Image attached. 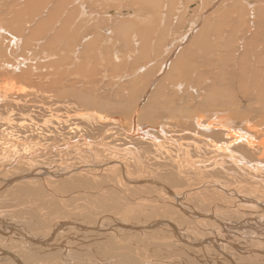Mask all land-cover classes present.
<instances>
[{"label":"rangeland","instance_id":"374dc122","mask_svg":"<svg viewBox=\"0 0 264 264\" xmlns=\"http://www.w3.org/2000/svg\"><path fill=\"white\" fill-rule=\"evenodd\" d=\"M4 1L9 4L11 0H0V17L1 19L5 20L4 25L10 26L12 28H16L18 27V25L21 24V21L30 22V19L28 20L25 19V17L29 18L30 16H25V13H21L20 10L9 11L12 7H10L9 5L4 6L2 4ZM29 1L32 7V9H30V15L34 14L36 17H38V20L43 21L45 24H50V25L56 21L55 17L52 16L50 13H52L55 9L56 16L58 20H60L58 11H63L67 7L66 5H68V0H49V2L43 1L41 6L39 4L37 5L36 0H29ZM88 2L91 6V9H90L91 16L93 17L97 15L105 16V18L103 19H106L105 23H108V25L101 23L99 26L101 27L102 25H104L106 30H110V35L112 36L114 44L117 43L118 45H116V47L113 46L114 48L111 47V48H106L104 50V54L106 55L105 57L106 62L104 60V63L102 64L103 67H101L100 66L101 63H99V60L97 58L96 49H87L85 48L86 43L81 42L80 43L81 48L78 49V52L81 54L82 61L85 62V60H88L91 58V61L93 64H95V66L91 69H87L86 71L84 70L85 67L82 65L76 66V67L71 65L67 67L71 71H70V74L64 75L61 77L62 84L60 87H62V89L63 88L67 90L71 89V91L74 90L73 92L75 93V95L77 93H84V92L90 93L91 92L94 96L93 99H95V101L97 102L96 104L100 102L98 98L102 99V102L105 103L100 109L102 112L105 113L106 107L107 106L112 107L113 103L125 104L127 101L126 99L128 98L129 94L134 93V91L131 89L135 90V94H136L135 99L137 101L140 100L139 97L143 93L144 90H147V92L148 91L150 92V87H149L150 81L153 80V78L158 76V72H159L161 65L164 64L165 61H168L171 57L172 58L170 59V61L175 60L177 57L180 58V63L182 64L183 58L181 55V51H178L175 55H173L174 57L177 56L175 59L172 55H169V53L164 58H154V57H151L150 55L153 54L152 52H157L160 49H162V53H164L163 48H169V47H171L170 54L174 52L177 48L180 47V44L176 42L177 38L181 37L182 35L187 34L188 32H190V30L194 29V26L192 25V23L189 22L187 27L182 26L183 21L178 22V23H173L171 32L169 30L170 27L166 24L165 28H162V30L160 29L159 33L155 35L154 32L155 30L158 29L157 28L158 24L161 22L162 19L159 17L153 16L152 21H151L153 26H146L140 29L139 26L136 24V26L132 29V31H129V33L118 34L116 29L117 27L120 26V24L127 23V21L129 23H133L136 21V18L139 15L146 16V12L144 11V9L137 8V4H134V3L128 4L125 0H112V1L98 0V3L101 6V9L98 13L95 10V0H88ZM106 2H109V4H107ZM23 5H24L23 3H18L17 9L22 8ZM211 8H212V4L210 3L204 4V5H199V3H196V2L192 3L190 6H187L188 11L191 12L190 13L191 17L190 15H188L185 21H190L191 19L196 20L197 17L193 19L192 14L193 16L194 15L198 16L199 12H203L204 10H208L210 12ZM160 9L162 13V5ZM194 10H198L199 12L195 14ZM173 12L175 13V15H178L179 17H181L180 16L181 13H179L181 12V8L178 11L173 10ZM254 13L255 12L248 10L249 15L254 14ZM201 19L198 18L199 21H197V24H196L198 26L195 30L194 38L196 36L195 34H197V32L201 30V28L205 29V27L208 26V22H205L203 20V19H206V16H202ZM14 21L16 22V24H14ZM253 28L254 26L251 29ZM10 29L11 28H6V30H10ZM172 29L174 30L172 31ZM58 31H59L58 29H55L54 33L55 34L60 33ZM128 35H133V37L138 39L139 47L143 48V50H145L146 52L144 55L149 56V57L140 58L138 60L135 59V61H137L135 62L137 66L135 68L133 67V69L131 70L127 69V71H125L126 69L124 70L120 69V71H117L111 68L113 66L111 65V62H112L111 57L113 56V54H118L119 56H123V52L121 49H119V46L123 43L125 37H127ZM88 36L89 38H92V31L88 32ZM152 41H154V44H152ZM169 43L171 44V46L166 45ZM6 45H7V42H5V46ZM52 45H59V44H52ZM50 47L52 50L49 51V54L50 55L52 53L56 54L51 44H49L48 46H44L42 50H39L36 55H41L43 52L50 49ZM91 50L94 51V55L89 56L88 54ZM46 53L48 54V52ZM49 54L48 56H50ZM220 55H222V52L220 53ZM247 56H248V50L243 49V59L245 63H247V60H246ZM8 57H9V54H8ZM36 58L38 59V57ZM66 58L67 60L66 59L65 60L68 63H70L71 56L68 55ZM189 59L190 61H188V63L192 65L189 68V71H199V73L197 74V77L200 76V73L206 74L208 76V80L207 82L200 81V82L195 83V82L190 81L187 74H185L184 76L187 78V81L189 82V86L191 83V87L187 88L186 90L182 91L179 94L176 92H172V94H174L176 98L178 99V103L175 105H172L173 109H178V108L181 109V108H186V107L190 108L193 106H199L201 104L200 101L207 97L205 96L204 98H202V96H204L208 88L214 85V83L216 84V80L220 78V74L217 72V68L213 70V63L210 60H204L200 55H189ZM63 60H64L63 57L61 59L58 57L59 63L55 61L53 64L55 66H60L61 71L64 72L66 71L65 69L67 68L64 63L66 61L63 62ZM154 62H159V63L153 64ZM107 63L109 64L107 65ZM149 64H151V67L150 66L147 67ZM246 66H248V64H246ZM141 68L143 69L147 68L146 72L141 74L138 79L134 80V79L128 78V80L130 79V83H133L135 81L136 82L142 81L144 82V84H141L139 88H136L137 90L135 89V86H131V85H129L130 87L127 86L126 88H119L124 83H128V80L126 81L127 78L121 80L122 76L127 74V72L128 73L131 72L130 74H133L134 71H137ZM169 70L170 68L167 71ZM247 70L249 73L251 68H247ZM80 73H82L85 77L88 78L89 81L86 82L88 86H85L83 83H81L82 76H80L81 75ZM46 74L47 73L41 74L40 78H44ZM84 81L85 80H83V82ZM167 81L168 80L165 79V75L162 77L158 76L157 81L155 80L156 83L154 84V86L160 83L169 85ZM33 82L35 84H31V87H35V88L38 87V92L35 93L36 97L33 100H29L27 98L26 99L27 103L18 104V105H14L12 102H2V104H0L1 106L0 113L2 117H7L10 114L8 116V119L10 121L8 126H6L5 123L3 122L5 119L0 116V153H1L0 154V178L9 179L14 175H21L25 172L28 173V172L33 171L34 169L37 170L38 167L42 168L43 166L45 167L48 166V168L54 167L52 172L58 175L60 174V172L61 173L64 172L62 170H64L67 167L77 168L78 166L80 167L81 165L85 163L88 166V171L90 174L87 176L84 173L83 174L76 173L73 179H67V178L63 179V177L52 178L50 177V175H47V173H45L41 169L40 171H38L39 173L37 172L38 176L34 180L33 179L31 181L24 180V182H27V183H24L23 181H21L19 184L13 185L12 188L11 186L4 187V185L0 184V190H1L0 191L1 192L0 193V231H1L0 240L5 239L3 242L0 243V264H18L15 260H13L14 258H12L11 255H8V254L12 253L13 255H16V258L19 260V255L17 254L24 255L22 254V251L24 252L26 251L25 253H28V255L26 254L27 256L26 255L24 256L25 258L30 256L31 261L29 260L30 262H28L27 260L25 259L23 260L22 258L20 260L21 264H27V263L29 264H38V263L39 264H53V263L57 264L58 263L57 259L52 258V256H54L55 254L59 256L60 251L58 250H61L62 249L61 246L66 245V244H67L66 245L67 250L69 252L71 250H72L71 252L77 250L75 254L70 255L72 264L73 263L74 264H151L149 262L152 260L151 256L157 257V258H153L156 264H161L159 263L158 260L161 261V259L165 258V257L162 258V256L171 255V254L174 255L176 253L177 255L172 256L170 259H168L169 258L168 257L164 259L163 261H165L166 263H169V261L171 260L170 263L186 264L184 261L185 258L190 257V259L193 258L194 260H198V263H201L202 260H204L205 258L202 254H200V252L192 256V254H190V252L192 251L187 250L189 251V254H188L186 250L176 248L175 244L173 246L172 244H168V243L162 244L160 242L161 240H158L157 237H161L166 234L169 237L170 235H172V239L174 240L176 239L177 235L175 234V232L173 233V230L171 229L172 223L177 228L179 227L178 230L181 231V234L183 235L185 241L189 243L190 245H193L191 247L192 250H195L196 248L194 247V245L197 246L195 251L203 250L204 248H206L205 252L209 255L210 260H204L207 262L205 264H223L226 260L223 256H220V255L217 258L211 259V256L213 255V253H211V250L215 251V248L211 246L210 238L213 237L214 234L216 236L213 238L215 239L219 238L217 239L219 241L217 245L222 250H225L227 253H229L232 256V258H235L238 264H264V245H263L264 243L263 242L260 241L261 243H258L257 240H252V239L251 240H245V239L243 240V238L240 240L238 239L242 235H247L248 237L249 236L254 237L257 235L264 236L262 232L255 233L256 228H251L252 226L251 223L247 224V222H245L243 225H241L244 219V215L242 213H239L238 211V207L242 208V206L245 205L246 206L244 208L245 213L249 214L248 216H256V215H251V213H253L254 211L258 212L257 217H260V214H263L264 216V209L262 208V205H264V171L256 168L258 167L256 162L259 163V161L260 162H264V161L260 160L261 158L259 155H255L253 152L251 153L241 152L240 155L242 159L238 157V159L236 160L238 161L237 164H235V162L229 161L230 156L228 155H220L221 158H217L215 155L213 159L211 158L208 159L207 164H206V158H208V156H211V155H208L207 150L215 152L216 149H213L212 147L209 146V144H206L202 140H196V142H189V140L186 137V133L188 135L189 131L185 129L186 130V133H185L181 129V127H177L178 129L172 128L176 126L175 124H170V122L172 121H169L167 123L169 125L167 126L170 129L166 130L165 134L164 135L162 134V137L168 138V136H171V137L177 136L178 138V136H180L181 141L180 139H177V144L182 143L184 148L186 149L189 148L193 159L194 160L197 159V161L201 164H204V166L198 168L199 165L196 164V168H198L196 169V168L191 167L190 165H187L186 163H184V165H177L175 161L183 160V157L181 156V152L177 149L175 145L173 146L174 148H171L170 146H168L170 147L169 149H170V152H172V155L170 156L169 159H167V157L163 153V149H161V148L166 147V143L163 139V143L160 145L161 148L159 149L161 151L159 152L158 156H156L155 158H153L155 156V152L159 151V150H156L158 149L157 145L150 146V151H151L152 156L149 155V153H144L145 151H147V149L144 148L145 146H140L138 148V154H139L140 160H142L144 163L143 165L139 167L140 168L145 167L148 176H150L153 180H156V181L157 180L164 181L165 184L172 189L174 188L182 189L184 187L182 191H185V189L187 190V187L189 186H195V187L197 186L200 188V190L197 189V190H194V192L190 191L188 195H184V198H183L184 200L183 199L181 200L183 209L185 211L190 210L191 213H194L193 215L188 214L187 216V214H183L177 206L170 203V201L166 197H163L161 193L158 192V188H156L155 186L149 185L150 186L149 187L145 185V187L142 186L140 190L138 189L130 193V191H133V190H129V192L127 191V188H130V186H128L127 184H126L127 186L123 185L124 187L120 186L121 184L118 182V180H115L117 179L115 177H118L116 173H113L111 170L110 171L108 170L100 171L99 170L100 172H97L98 170L96 171L92 169L93 163L94 164L96 163L98 165L99 162L107 161L108 158H118L117 154H121L122 156H124L125 154H122L123 152L119 149V147L120 148L123 147L122 145H118L114 148L110 147L111 149L116 150L113 152L102 151L101 149L99 150L98 148L97 152L94 151L97 154L99 153L98 157L91 156L90 150H89V155L85 154L82 156L81 154L82 152L80 153L79 151H83V153L84 152L86 153V150L84 146H82V143L81 144L74 143L72 145H68L67 149L66 147L63 149H60L61 146L59 145L65 144L68 141L73 140L72 136L75 135L73 133L69 134V130L67 129V126L69 124L70 125L75 124V123L78 124L82 122L81 117L77 115L78 114L77 112L83 113V112H87L88 110L96 111V109L99 108V106L95 105L93 107L94 109L84 107L82 104V101L74 95L61 93V91H57L56 89L51 88V87L48 88L47 87L48 84L43 85V83L38 80L33 81ZM118 82H119V85H118ZM40 87H42V89ZM261 93H262V88L259 94L253 98V97L245 96L243 87H240V90H239V96L242 97L244 101V103L239 102L240 111L248 115L247 117L248 120L246 121L251 122L252 126L256 129L257 131L256 134L259 138L258 140H264V108L262 107V104L260 103V98H259ZM124 97L126 99H124ZM159 98L160 97H158L157 99ZM161 101H162L161 102L162 104L164 101L162 99ZM156 105H157L156 102L152 104V106H156ZM143 106H145V102L143 103L141 107ZM101 111L97 110L96 112L100 113ZM28 114H29V117H28ZM117 116H119L123 120V125H122L124 126L123 129L127 130L126 126H128L130 122L127 121V118L125 116H120L118 114ZM24 118L25 120H23ZM48 118H51L53 120H50L51 124L47 127L45 126L44 122ZM253 118H255V120H253ZM43 119L45 120L43 121ZM234 119L236 120L238 126H241V124L243 125L244 122H246V121L241 122L235 117ZM33 121H36V122H33ZM165 122L166 121H164L163 123ZM21 123L23 124L22 126L19 125ZM145 124L147 123L142 122V123H138L137 126H143ZM151 125H154V124H151ZM79 126L82 128L84 125H79ZM101 126L102 125H99L98 128L95 126L97 128V129L93 128L95 129L94 130L95 132L93 131L88 132L90 134V137L93 140L99 139V136H100L99 132L101 130L98 132V129ZM245 128L246 127H244V129ZM1 130L3 131L5 130L4 131L5 133ZM18 130H19V133H18ZM35 130H37L38 133ZM65 130H67L68 133ZM14 133H16L17 135ZM51 133H54L55 136L54 134H51ZM11 134L14 135V137H17L19 135L18 139L20 137V140H17L18 142L15 144L18 149L15 147L10 148L9 146V145H12L11 143L13 142L12 141L13 138H11L12 140L10 139ZM20 134L21 136L26 135L27 136L26 139L23 140ZM105 137L106 136H103L102 139L104 140ZM44 142L45 143L47 142L46 143L47 145ZM105 142H107V138ZM167 142H170V141L167 140ZM1 143H4V145ZM198 143L200 145H197ZM110 144H113V140L108 141V143L104 145H110ZM116 144H119V143L115 142V145ZM194 146L199 147L200 151L196 152V150L194 149ZM106 147H109V146H106ZM5 148L6 149L10 148L8 151L6 150L8 153L5 151ZM21 148L25 149V151L21 150ZM42 148H45V149H42ZM56 148H59L60 152H59V149L56 150ZM3 149L5 152L3 151ZM11 149H13L15 152ZM10 150L13 151V153ZM11 154L14 156H12ZM173 155L174 156L176 155L181 159H177ZM4 156L6 159L3 158ZM79 156H81L82 158ZM22 157H25L23 158L24 162L23 160H21ZM50 157L52 158L54 157V159L52 158L50 159ZM12 158L16 160L14 161ZM31 158L33 161H31ZM77 158H79L80 160ZM10 159L13 160L14 162L11 161ZM58 159L60 162H58ZM84 159L86 160V162L82 163L83 161H85ZM53 160H54V163H53ZM240 160L243 163L239 162ZM79 161L81 162L79 163ZM61 162L63 165L60 164ZM32 163H34V165L36 164V166H34ZM137 164L139 165V162H137ZM260 164L262 165V163ZM132 167L135 168V165L132 164ZM139 167H138V171H139ZM56 168L57 169L59 168V170H57ZM11 171L13 172L11 173ZM55 171L57 172L55 173ZM6 174L8 175V177ZM41 178L42 179L46 178V179L45 181H43ZM86 179H90V184L88 183L89 186L86 182H84L86 181ZM64 182H66L65 183L66 186L61 184ZM206 183H209V184H207V186L205 187H201L202 184L204 185ZM211 183H214L215 185H211ZM16 185H19V186H16ZM81 186H84L85 188L82 189ZM45 187H46V190H48L47 193L51 192L52 195L54 194V197H52L51 195V197H49L48 200L42 201L41 199H44V197L38 198V191L40 188L44 189ZM11 189L13 191H11ZM152 189H155V190H152ZM143 190H147V191L144 192ZM14 191H16V193ZM30 191H35L36 193L34 195L32 194L28 196L27 193H29ZM134 193H138V194H134ZM235 193H240L243 196H246V198H252L253 202H249L247 204L244 202L246 199L244 201L239 200L241 198L238 199L235 196ZM134 195H136L135 196L136 200H135ZM169 196L168 198L172 197V196L170 197ZM38 199H39V202H42L40 206L43 203H48L47 209L48 211L51 210L49 214L47 212L38 213ZM141 200H144V201H141ZM171 200L173 199L171 198ZM51 202H52V205L50 204ZM227 204L233 205L235 207L231 206L233 209L225 208L224 206H226ZM142 206H144V209L157 210L159 214L155 213L156 216L155 215L153 216L149 214V211L139 212L138 208H141ZM213 206L217 207L215 212L211 211L213 209ZM34 210H36V212ZM132 210H135V211H132ZM196 210L197 212H194ZM210 213L211 214L214 213L213 216L215 217V219L201 217L202 214L203 216H205L204 214H210ZM40 214H42L45 217L50 216V218H52L53 221L55 220L54 225L55 223L60 222V220L67 218L70 220L74 219L75 222L88 223L89 225L96 226L97 228L101 224L103 231L101 230L99 232H90V231L85 230V233L79 234L80 235L79 239L75 238V236L70 232L69 233L61 232L53 240L54 243L56 244V246L54 247L55 249L53 248V250L48 251V253L47 252L41 253L40 250L44 248L40 246L44 244L40 245L38 243V240H41V241L44 240L48 242L51 239V235L48 234L49 230L47 231L45 230V228H43L45 230V231L43 230L44 231L43 233H40V231H38L37 239L35 240V242L30 241L32 247L30 246V248H28L24 245V242H28L29 240L27 241L23 237H21L20 238L21 240H20L18 238V235L16 237L13 236V234H11L9 227L1 228L2 226L1 221H4L10 227H16V228L19 227L22 230H25V228H27L29 225H32L31 223L33 221L35 222L38 221ZM182 215H184L185 219L188 220L187 222L184 220ZM129 216L131 218L130 222L134 221L133 224L128 221L130 219ZM53 217H57V218L55 219ZM58 217H60L61 219L59 218L60 219L59 220ZM162 217L166 218L170 223L169 224L167 223L168 225H166L165 227H162L163 226L162 225L163 223H162L160 226L158 225L157 227H153L152 229L148 231L146 230L142 231L143 232L142 234L145 235L143 240L138 236V234H140V230L130 231V230L122 229L118 226L119 224L128 223L125 225H129V226L138 225L139 227H143V226L152 227L154 225L153 223H155L156 220H159ZM220 222L226 224L225 226L226 228H223ZM201 223H203L204 225L202 226ZM26 224L28 225L26 226ZM41 229H38V230H41ZM3 231L5 232L7 236L10 234L8 236L9 239L6 238V235L4 234ZM30 231L32 232L33 230H30ZM32 234L36 235L34 233ZM27 235L32 236L29 233H27ZM99 237L101 238L99 239ZM55 239H56V242H55ZM172 239L170 241H173ZM166 241H168V239H166ZM243 242H246V243H243ZM172 243H174V241ZM181 245H183V243ZM22 246H24V249ZM72 246L76 247L77 249H74ZM244 251H247V253H245ZM250 252H256L254 253L255 258L253 260L246 259L248 258V254ZM260 253H262V255H259ZM48 254L50 255V257ZM46 256L48 257L46 258ZM181 256L184 260L181 258ZM91 257H93V259H91ZM92 260H95L96 262L90 263V261ZM144 261H147V263H143ZM61 263L62 262H59V264ZM65 264H69V263H65Z\"/></svg>","mask_w":264,"mask_h":264},{"label":"bare ground","instance_id":"6f19581e","mask_svg":"<svg viewBox=\"0 0 264 264\" xmlns=\"http://www.w3.org/2000/svg\"><path fill=\"white\" fill-rule=\"evenodd\" d=\"M36 1H37V5L39 4L40 6H41L43 1L49 2V0H36ZM109 1H112V0H109ZM125 1L128 4L129 3L130 4H132V3L137 4V8L144 9V11L146 12V16L139 15L136 18V21L133 23H129L127 21V23L120 24V26L117 27V29H116L118 34L129 33V31H132V29L136 26V24L139 26L140 29L143 27H146V26H153V24L151 22L153 16L159 17L162 19L161 22L158 24V27H157L158 29L155 30V32H154L155 35H157L159 33L160 29L162 30V28H165L166 24L170 27L169 28L170 32H171V28H172L173 23H178V22L183 21V24H182L183 27H187L189 22L192 23V25L194 26V29L190 30V32H188L187 34L182 35L181 37L177 38L176 42L178 44H180L179 48H181V49L177 48L174 52H172L170 54L171 47L163 48L164 53H162V49H160L157 52H152L153 54L150 55L151 57H154V58H164L167 56L168 53H169V55L173 56L178 51H181V55L183 58L182 64L180 63V58H178L177 56H176L177 58L173 56L174 59L176 58L175 60L170 61V59L172 58L171 57L168 61H165L164 64H162L160 69H159L158 76L162 77L165 75V79L168 80L167 83L169 85H165L163 83H160V84L154 86V84L156 83L155 80L157 81V78H158V76H157V77L153 78V80H151L152 82L150 81V83H149L150 92L148 91L149 92L148 93L147 90H144L142 94L140 93L141 94L139 97L140 100L137 101L135 99L136 98L135 90L131 89L134 91V93H130L127 99L124 97V99L127 100L125 104L113 103L112 107L111 106L106 107L105 113L102 112L100 109L102 108V106L105 103L102 102V99L98 98V100H100V102L98 104H96L97 102L95 101V99H93L94 96L91 92L87 93V92L83 91L84 93H77L75 95V93L73 92L74 90L71 91V89L70 90H67L64 88L62 89V87H60V86L62 84L61 77L64 75L70 74L71 70H69L67 67H69L71 65H73L74 67L82 65L85 67L84 70L86 71L87 69H91L95 66V64L92 63L91 58L88 60H85V62L82 61L81 54L78 52V49L81 48V46H80L81 42L86 43L85 48H87V49H96L97 58L99 60V63H101L100 64L101 67H103L102 64L104 63V60L106 62V58H105L106 55L104 54V50L106 48H111L113 46L116 47V45H118L116 42H115L116 44H114L112 36L110 35V30H106L104 25H102L101 27L99 26L101 23L108 25V23H105L106 19H103V18H105V16H102V15L101 16L97 15L94 17L91 16V10H90L91 6H90L88 0H68V5H66L67 7L63 11H58V15H59L60 20H58V18L56 16L55 9L52 13H50L56 19V21L50 25V24H45L43 21L38 20V17H36L34 14L30 15V9H32V7H31V3L29 0H11L9 2V4L6 3L5 1L2 4L4 6L9 5L10 7H12L9 11L20 10L21 13H25V16H30L29 18L25 17V19H27V20L30 19V22H26V21L22 22L21 21V24L18 25V27L12 28L10 26L4 25L5 20L1 19V17H0V104H2V102H12L14 105H18V104L27 103V100H26L27 98L29 100H33L36 97L35 93L38 92V87L37 88L31 87V84H35L33 81L38 80V81H41L43 83V85L48 84L47 85L48 88L51 87V88L56 89L57 91H61V93L74 95V96L78 97V99H80L82 101V104L84 107L94 109L93 107L95 105H98L99 108H97L96 111L99 110V111H101L100 113L93 111V110H88L87 112H83V113L77 112L78 113L77 115H79L81 117L82 122H80L78 124H76V123L71 124V125L69 124L67 126V129L69 130V134L73 133L75 135L72 136L73 140L70 139L71 141H68L65 144H61V145L58 144L59 146H61L60 149H63L65 147L67 149L68 145H72L74 143H80V144L82 143V146H84V148L86 150V153L85 152L83 153V151H79L80 153L82 152L81 153L82 156L85 154L89 155V150H90L91 156L98 157L99 153L98 154L96 153L98 148H99V150L101 149L102 151L113 152L116 150L111 149L110 147L114 148L118 145H122L123 147L122 148L119 147V149L123 152L122 154H125L124 156H122L121 154H117L118 158H108L107 161L99 162L98 165L96 163L95 164L93 163L92 169H94L96 171L98 170L97 172H100L103 170H108V171L111 170L113 173H116V175H118V177H115L117 179H115V178L114 179L118 180V182L121 184L120 186H123V185L124 186H127V185L130 186V188H127L128 192H129V190H133V191H130V193L134 192L138 189L140 190L142 188V186L145 187V185L155 186L156 188H158V192L161 193V195L163 197H166L170 201V203L177 206L183 214H187V216H188V214L193 215L194 213H191L190 210L185 211L183 209V205L181 203V200L184 198V195H188V193L190 191L194 192V190H197V189L200 190V188L197 186L196 187L195 186H189V187H187V190L185 189V191H182L184 189V187L182 189H180V188L172 189V188L168 187L164 181L160 180L161 181L160 182L159 180H157V181L153 180L150 176H148L145 167L144 168L139 167V166L143 165L144 163L142 160H140V157L138 154V148L140 146H145L144 148L147 149V151H145L144 153H149V155H151L150 146L157 145L158 149H156V150H159L161 148L160 145L163 143V139H164V141L166 143V147L161 148V149H163V153L167 157V159H169L170 156L172 155V152H170L169 148L170 147L174 148L173 146L175 145L177 147V149L181 152V156L183 157V160L175 161V163L177 165H184V163H186L187 165H190L193 168H196V164L199 165L198 168L204 166V164L199 163L197 161V159H195V160L193 159L189 148H187V149L184 148L182 143L177 144V139H180V136H178V138H177V136H175V137L168 136V138L162 137V134L164 135L166 130L170 129L167 126V125H169L167 123L169 121H172V122H170V124H175V126H176V127L171 126L172 128L181 127V129L185 133H186V130L189 131L188 135L186 133V137L189 140V142H196V140H202L206 144H209V146L212 147L213 149H216L215 152L207 150L208 155H211V156H208V158H206V164H207V160L210 158L213 159L215 155L217 158H221L220 155H228V156H230L229 161L235 162V164H237L238 161H236V160L238 159V157L242 159V157L240 155L241 152H248V153L253 152L255 155L260 156V158H261L260 160L264 161V140H258L259 138L256 134V132H257L256 129L252 126L251 122L246 121V120H248L247 119L248 115H246L244 112H241L240 108H239L240 103H244L243 98L239 96L240 87L244 88V94L246 97H253V98L259 94V92L262 88V93H261L259 98H260V103L262 104V107L264 108V0H253V1L252 0H125ZM195 2L199 3V5H204V4L210 3V4H212V8H211L210 12L208 10H204L203 12H199L198 10H194L195 14H197V12H199L198 16H195V15L193 16V14H192L193 19L195 17H197V19L196 20L191 19L190 21H185L187 19L186 17H188V15H190V13H191L190 11H188L187 6H190L192 3H195ZM18 3H23L24 4L23 7L17 9ZM106 3L109 4V2H106ZM161 5H162V13H161V9H160ZM164 5L167 7H165ZM180 8H181V12H179V13H181V15H180L181 17H179L178 15H175V13L173 12V10L178 11ZM100 9H101V6L98 3V0H95L96 12L99 13ZM248 10L255 12V13L249 15ZM202 16H206V19H203V20L205 22H208V26L205 27V29L201 28V30H199L197 32V34H195L196 36L194 38V33H195V30L198 26V25H196L197 21H199L198 18L201 19ZM190 17H191V15H190ZM14 24H16L15 21H14ZM253 26H254V28L251 29ZM6 28H11V29L6 30ZM55 29H58L59 30L58 32H60V33L55 34L54 33ZM173 30L174 29H172V31ZM90 31H92V38H89V36H88V32H90ZM5 42H7L6 46H5ZM49 44H51V46H52L53 50H55L56 54H54V53H52L51 55L49 54V51L52 50L50 47V49L43 52L41 55H36L39 50H42V48L44 46H48ZM52 44H59V45H52ZM152 44H154V41H152ZM166 45L171 46L170 43L166 44ZM9 48H10V50H9ZM119 49L122 50L123 56H119L118 54H113V56L111 57V59H112L111 65H113L111 68H113L117 71H120V69L121 70L126 69L125 71H127V69L131 70V69H133V67L135 68L137 66V64L135 63L137 61H135V59L138 60L140 58L149 57V56L144 55L146 53L145 50H143V48L139 47L138 39L133 37V35H128L127 37H125L123 43L119 46ZM243 49L248 50V56L246 57L247 63H245L244 59H243ZM46 52H48V54L50 56H48V54ZM221 52H222V55H220ZM8 54H9V57H8ZM66 55L71 56L70 63H68L66 61L67 60ZM88 55L89 56L94 55V51L91 50ZM189 55H200L204 60H210L213 63V70L215 68H217V72L220 74V78L216 80V84L214 83V85H212L208 88V90L206 91V94L204 96H202V98H204L205 96H207V97L200 101L201 104L199 106L190 107L191 109L188 107L181 108V109H179V108L173 109L172 105L177 104L178 99L176 98V96L174 94H172V92H176L179 94L182 91L186 90L187 88L191 87V83L189 86V82L187 81V78L184 76L185 74H187L190 81L195 82V83L200 82V81L207 82V80H208V76L206 74L200 73V76L197 77V74L199 73V71H189V68L192 66L191 64L188 63V61H190ZM36 57H38V59ZM58 57L60 59L63 57L64 58L63 62L66 61L64 63L66 65L67 69H65L66 71H64V72L61 71L60 66H55L53 64L55 61L57 63H59ZM155 63H159V62H154L153 64H155ZM108 64L109 63H107V65ZM246 64H248V66H246ZM98 66H99V64H98ZM149 66L151 67V64H149L147 67H149ZM169 68H170V70L167 71ZM247 68H251L249 73H248ZM146 69L147 68H145V69L141 68L137 71H134L133 74H130L131 72H129V73L127 72V74L122 76L121 80H123L125 78H127L126 81L128 80V78L134 79V80L138 79L141 74L146 72ZM141 70H143V71H141ZM121 72H123V71H121ZM45 73H47V74L44 76V78H40V75L45 74ZM80 74H81L80 76H82V79H81L82 82L81 83H83L85 86H88V84H86V82L89 81L88 78L85 77L82 73H80ZM103 75H104V73H103ZM130 79L128 80V83H124L119 88H126L127 86L130 87L129 85H131V86H135V89H136V88H139V86L141 84H144V82H142V81L141 82L135 81L133 83H130ZM83 80H85V81L83 82ZM121 80H120V82H121ZM153 81H154V83H153ZM118 85H119V82H118ZM40 88L42 89V87H40ZM151 89H152V91H151ZM202 91H201V93H202ZM158 97H160V98L157 99ZM8 99H9V101H8ZM161 99L165 103L163 102L161 104V102H162ZM144 102H145V106L141 107ZM155 102L157 103V105L152 106V104ZM188 106H189V104H188ZM0 108H1V106H0ZM117 114L120 116H125L127 118V121L130 122V124L128 126H126L127 130L123 129V127H124V126H122L123 120L119 116H117ZM184 115H186V116H184ZM0 116L2 117L1 113H0ZM8 116L2 117L5 119L3 122L5 123L6 126H8L9 122H10L8 119ZM176 116H178V117H176ZM233 116L241 122H244V121H246V122H244L243 125L241 124V126H238V124H237V122ZM10 117H12V116H10ZM28 117H29V114H28ZM48 119L47 120L43 119V121L45 120L44 124L47 127L51 124L50 120H53L51 118H48ZM23 120H25V118ZM29 120H30V118H29ZM253 120H255V118H253ZM164 121H166V122L163 123ZM33 122H36V121H33ZM142 122L147 123V124H145L143 126H137L138 123H142ZM151 124H154V125H151ZM19 125L22 126L23 124L21 123ZM79 125H84V126L81 128ZM99 125H102L98 129V132L101 130L99 132L100 133L99 139L93 140L90 137V134L88 132H91V131L95 132L94 131L95 129H93V128H96V127L98 128ZM11 127H12V125H11ZM16 127H18V126H16ZM244 127H246V128L244 129ZM1 128H3V127H1ZM45 129H47V128H45ZM19 130H20V128H19ZM19 130H18V133H19ZM40 130H41V128H40ZM1 131H3V130H1ZM35 131L37 132V130H35ZM65 131L67 132V130H65ZM13 132H15V131H13ZM16 133H14V134H16ZM51 134H54V133H51ZM18 136L14 137V135H12V134L10 135V139L13 138V140L11 139L13 141L11 143L12 145H9L10 148H12V147L17 148V146L15 144L18 142L17 140H20V137L18 139ZM20 136H21V134H20ZM47 136H48V134H47ZM54 136H55V134H54ZM103 136H106L104 140L102 139ZM21 137L24 140V139H26L27 136L24 135ZM49 137H51V136H49ZM106 138H107V142H105ZM112 140H113V144L104 145V144H107L108 141H112ZM167 140L170 142H167ZM180 141H181V139H180ZM115 142H118L119 144L115 145ZM1 144L4 145V143H1ZM26 145H28V144H26ZM187 145H188V143H187ZM197 145H200V144L198 143ZM106 146H109V147H106ZM168 146H170V147H168ZM26 147H28V146H26ZM15 148H14V150H15ZM197 148H198V150H197ZM9 149L5 148V151L6 150L8 151ZM42 149H45V148H42ZM57 149H59V148H56V150ZM60 149H59V152H60ZM194 149L196 150V152L200 151L199 147H197V146H194ZM11 150H13V149H11ZM21 150L25 151V149H23V148H21ZM125 150H127V151H125ZM3 151H4V149H3ZM13 151H11V152L13 153ZM94 151H96V152H94ZM160 151L161 150H159L158 152H155V156L153 158L158 156ZM2 154H3V152H2ZM28 154H29V152H28ZM49 154H51V153H49ZM12 156H14V155H12ZM16 157H17V155H16ZM79 157H81V156H79ZM174 157H176L177 159H181L176 155ZM231 157H233V158H231ZM3 158H5V156ZM23 158H25V157H22L21 160H23V162H24ZM35 158H36V156H35ZM51 158L52 157H50V159ZM52 159H54V157ZM77 159H79V158H77ZM13 160H11V161H13ZM4 161H6V160H4ZM31 161H33L32 158H31ZM61 161H63V160H61ZM81 161H82V159H81ZM81 161H79V163ZM58 162H60L59 159H58ZM68 162H69V160H68ZM84 162H86V160L83 161L82 163H84ZM137 162H139V165L137 164ZM239 162H242V161L240 160ZM53 163H54V160H53ZM260 163H262V165ZM32 164L34 165V163H32ZM60 164H62V162ZM74 164H75V162H74ZM132 164L135 165V168L132 167ZM256 164L258 166L256 168L264 171V162L259 161V163L256 162ZM34 166H36V164ZM138 167H139V171H138ZM198 168H196V169H198ZM41 169H42V171L47 173V175H50V177H52V178L63 177V179L64 178L73 179L75 177L76 173H78V174L84 173L87 176L90 174L88 171V166L86 165V163L81 165L80 167L78 166L77 168L76 167H74V168L67 167L64 170H62L64 172H62V173L60 172V174H58V175H56L52 172L54 167L48 168V166L47 167L43 166L42 168L38 167L37 170L34 169L33 171L28 172V173L25 172L21 175H14L9 179L0 178V184L4 185V187H10L11 186V188H12L13 185L19 184L21 181L24 182V180L25 181H27V180L31 181L32 179L34 180L38 176L37 172L40 171ZM57 170H59V168ZM12 172L13 171H11V173ZM56 172L57 171H55V173ZM7 177H8V175H7ZM45 179H42V180L45 181ZM38 180H39V178H38ZM84 182H86L87 184L88 183L90 184V179H86V181H84ZM24 183H27V182H24ZM65 183L66 182L61 183V184L66 186ZM89 184H88V186H89ZM207 184H209V183H206L204 185L202 184L201 187H205V186H207ZM211 185H215V184L211 183ZM16 186H19V185H16ZM81 187H82V189L85 188L84 186H81ZM42 188H40L38 191V198L44 197V199H41L42 201L48 200L52 194H51V192L47 193L48 190H46V187L44 188L45 190ZM152 190H155V189H152ZM11 191H13V190L11 189ZM143 191L145 192L147 190H143ZM14 192L16 193V191H14ZM35 193H36L35 191H30L29 193H27V195L28 196H30L32 194L34 195ZM134 194H138V193H134ZM132 195H133V193H132ZM169 195L172 197H170ZM135 196L136 195H134V197ZM168 196L170 198H168ZM235 196L238 199L241 198V199H239L241 201H244L246 199L244 202L247 204L249 202H253L252 198H246V196H243L240 193H235ZM15 197H17V196H15ZM52 197H54V194L52 195ZM145 197H147V196H145ZM171 198L174 201L171 200ZM135 200H136V197H135ZM26 201H28V200H26ZM141 201H144V200H141ZM41 203L42 202H39V199H38V213L47 212L49 214V212L51 210L48 211V209H47L48 203H43L40 206ZM149 203H151V202H149ZM50 204L52 205V202ZM231 206H233V205L227 204L224 207L228 208V209H230V208L233 209ZM233 207H235V206H233ZM245 207H246L245 205H243L242 208L238 207L239 213H242L244 215V219H243V222L241 225H243L245 222H247V224L251 223V225H252V226L250 225L251 228L257 229V230L255 229V233H261L262 232L264 234V216H263V214H260V217H257L258 212L254 211L253 213H251V215H256V216H248L249 214L245 213V209H244ZM216 208L217 207L213 206V209L211 211L215 212ZM262 208L264 209V205H262ZM45 209H46V211H45ZM168 209H170V208H168ZM34 211L36 212V210H34ZM132 211H135V210H132ZM138 211L139 212L149 211V214H151L153 216L155 215V213L159 214L157 212V210L144 209V206H142L141 208H138ZM194 212H197V210ZM167 214H169V213H167ZM204 215L205 216H203V214H202L201 217L215 219V217L213 216L214 213L204 214ZM182 217L184 218V220L186 222L188 221L187 219H185L184 215H182ZM53 218L56 219L57 217H53ZM59 218L60 217H58V219ZM129 218H130V216H129ZM62 220H60V222L55 223V225H54L55 220L53 221L52 218H50V216L45 217L42 214H40L38 221L37 222L33 221L31 223L32 225H29L27 228H25L26 231L22 230L19 227H17V228L16 227H10L4 221H1V224L3 227H9L11 234H13V236L16 237L18 235L19 239L21 237H23L27 241L29 240L28 241L29 243L24 242V245L28 248H30V246L32 247L30 241L35 242V240L37 239L38 231H40V233H43L45 230H47V231L49 230L48 234L51 235L50 240H52V241L49 240L50 242L49 241L47 242L44 240L43 241L38 240V243L40 245L44 244V245L40 246V247L44 248V249L40 250L41 253L42 252L48 253V251L53 250V248L56 246V244L54 243L53 240L61 232L62 233H66V232L69 233L70 232L75 236V238L79 239L80 238L79 234L85 233V230L90 231V232H99L102 230L101 224L97 228L96 226H91L88 223L75 222L74 219L70 220V219L66 218V219H62ZM130 220H131V218L128 221L130 222ZM133 222H130V223L133 224ZM167 223L169 224L170 222L166 218L162 217L161 219L156 220L155 223H153L154 225L152 227H147V226L139 227L138 225H130V226L125 225L128 223L119 224L118 226L122 229L130 230V231L131 230H134V231L140 230L141 235L138 234V236L143 240L145 235L142 234L143 233L142 231H145V230L148 231V230L152 229L153 227H157L158 225L160 226L161 224L163 225L162 227H165L166 225H168ZM220 223H221L223 228H226L225 227L226 224H224L222 222H220ZM48 224H49V226H48ZM201 224H202V226L204 225L203 223H201ZM27 225L28 224H26V226ZM171 226H172L171 229L173 230V233L175 232L177 237L175 240L172 239V235H170V237H169V236H167V234L164 236H161V237H157L158 240H161L160 242L162 244L168 243V244H172V246L175 244L176 248L184 249L186 251L187 250L192 251V252H190V254H192V256L196 255L198 252H200V254H202L204 256V258H205V259L203 258L204 260H210L209 255L205 252L206 248H204L203 250L195 251L197 246L194 245V247H196V248H195V250H192L191 247L193 245H190L189 243H187L185 241L183 235L181 234V231L178 230L179 227L177 228L175 225H173V223L171 224ZM43 228H45V230ZM38 229H41V230H38ZM30 230H33V231L31 232ZM180 230H181V228H180ZM114 231H115V229H114ZM156 231H158V230H156ZM16 233H18V234H16ZM27 233H29L30 235H32L36 238H34L32 236H28ZM32 233H34L36 235H33ZM4 234H5V232H4ZM99 235H101V234H99ZM8 236L6 235L7 239H9ZM114 236H116V235H114ZM114 236H112V237H114ZM215 236L216 235L214 234L213 237H215ZM120 237H121V235H120ZM213 237L210 238V243H211V246L215 248V251L217 254L215 253L214 250L210 249L211 253H213V255L211 256V259L217 258L220 255L226 259L225 262L223 261L224 262L223 264H238L235 258H232V256L229 253H227L225 250H222L217 245L219 243V241L217 239H219V238L215 239ZM43 238H45V237H43ZM100 238L101 237H99V239ZM242 238H243V240L244 239L245 240H251L252 239V240H257L258 243H261V242L264 243V236H258L257 235L254 237H250V236L248 237L247 235H242L238 239L240 240ZM166 239H168V241H166ZM171 239L174 241V243H172L173 241H170ZM4 240L5 239H1L0 243L3 242ZM80 241H81V239H80ZM55 242H56V239H55ZM181 242L183 243V245H181L182 244ZM243 243H246V242H243ZM6 244H7V242H6ZM123 244H125V243H123ZM186 244H188L190 247ZM66 245L61 246L63 249V250L61 249L62 251L58 250V251H60L59 256L56 254H55L56 257H55V255L52 256V258L57 259V261H58L57 264H59V262H62V263L64 262L63 264H65V263L72 264V260L70 259V255L75 254L77 250L73 251V252H71L72 251L71 250L69 252L67 250ZM22 247L24 249V246H22ZM33 247H35V246H33ZM72 247L74 249H77L74 246H72ZM80 249H81V247H80ZM189 251H187L188 254H189ZM25 252L22 251V254L28 255V253H25ZM244 252L247 253V251H244ZM7 253H9V252H7ZM254 253H256V252H250L248 254V258H246V259L253 260L255 258ZM8 255H11V257L14 258L13 260H15L18 264H21L20 260L22 258H23V260L25 259L28 262L31 261L30 256H28L29 258L26 257L27 258L26 259L24 255L17 254V255H19V260H18L16 258V255H13L12 253L8 254ZM174 255H177V253ZM174 255L173 254L166 255V256H162V258L165 257L164 259H166L169 257L168 259H170ZM259 255H262V253H260ZM47 257L48 256H46V258ZM49 257H50V255H49ZM153 258H157V257L151 256L152 260L149 262L151 264H153V263L156 264V262ZM181 258H182V256H181ZM91 259H93V257H91ZM164 259H161V261L158 260L159 263H161V264L162 263L163 264H176V263H170L171 260L169 261V263H166L165 261H163ZM204 260H202L201 263H198V260H194L193 258L190 259V257H188V258H185L184 261L186 264H205V263H207ZM91 262L95 263L96 261L92 260V261H90V263ZM143 263H147V261H144ZM27 264H29V263H27Z\"/></svg>","mask_w":264,"mask_h":264},{"label":"crops","instance_id":"0c3cea01","mask_svg":"<svg viewBox=\"0 0 264 264\" xmlns=\"http://www.w3.org/2000/svg\"><path fill=\"white\" fill-rule=\"evenodd\" d=\"M1 228H3V226H1Z\"/></svg>","mask_w":264,"mask_h":264}]
</instances>
